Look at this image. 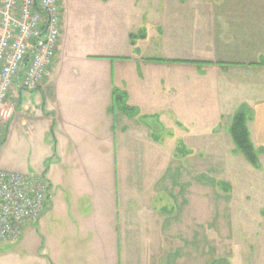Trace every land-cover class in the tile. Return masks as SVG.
Segmentation results:
<instances>
[{
    "label": "rangeland",
    "instance_id": "374dc122",
    "mask_svg": "<svg viewBox=\"0 0 264 264\" xmlns=\"http://www.w3.org/2000/svg\"><path fill=\"white\" fill-rule=\"evenodd\" d=\"M100 1L65 0L63 5L68 48L63 66L68 73L82 68L80 81L103 78L99 63L77 60L81 53H121L128 40L143 59L204 60L211 51L231 66L264 63V0H220L232 5L215 10V21L222 18L226 33L221 40L216 33L214 49L205 41L208 9L174 6L165 12L162 0H111L108 5ZM162 12L173 30L168 40L160 38L155 27H147L161 20ZM146 28L149 38L144 41ZM114 60L119 62L114 87L125 91L119 85L128 71L123 63L127 60ZM241 72H229L220 89L211 77L189 78L197 84L175 90L173 98L167 90L157 92L155 81L145 93L152 104H143L156 109L152 117L137 106V93L126 100L134 113L120 111V105L109 100L105 114H111L117 132L116 181L110 189L80 184L84 174L70 166L63 174L64 166L10 143L2 160L8 167L0 170L42 178L48 185L46 213L52 206L67 209L54 220L48 214L43 226L38 221L28 224L20 243L0 242V264H168L167 258L170 264H264V165L260 170L251 167L228 133L238 108L264 96V71ZM164 78L171 80L170 75ZM141 123L149 128V137L140 133ZM212 133L217 134L208 135ZM152 141H158V147ZM104 188L114 201L116 218L97 239L90 229L79 232L73 207L100 219ZM159 210L170 215L164 230L157 224ZM163 234L174 240H163Z\"/></svg>",
    "mask_w": 264,
    "mask_h": 264
},
{
    "label": "crops",
    "instance_id": "0c3cea01",
    "mask_svg": "<svg viewBox=\"0 0 264 264\" xmlns=\"http://www.w3.org/2000/svg\"><path fill=\"white\" fill-rule=\"evenodd\" d=\"M110 1L111 0H102L99 3L108 5ZM229 5L232 4H227L220 0H162L160 3L162 10L165 12L174 6H187L192 9L210 10L208 17L210 20L207 26H205V37L207 35L205 41L208 40L210 42L209 47L212 49L215 48V41L218 40L216 33H220L221 40L223 33L226 31V25L222 24V18L219 17L215 21V10L227 9ZM251 5L260 6L258 3H251ZM64 12L65 9H63L62 13L61 38L56 57L45 77L46 90L42 93L40 91L37 92L38 90L17 88L12 95V116L2 124L1 129V134L3 131L5 132L7 130L4 135L5 144L0 151V166L2 167H8L2 162L3 154L10 143L12 144V142H15L21 147L19 149L26 148L32 156L33 154L36 157L43 156L45 159L53 160L54 163L56 162L55 164H57V166H64L62 171L63 174L65 167L69 166L70 169L73 168V170L77 171L76 174H84V178L78 180L80 184L88 186L103 184L110 189V185L112 187V184L116 181L115 137L117 132L114 124L115 120H112L111 114H105L104 108L107 102L112 100V92L115 89V81L113 79L115 72L114 67H117L115 65L119 63L114 60L115 58L125 57L127 60L123 63L128 71L125 77L121 79L122 84L119 86H121L122 90H125L128 98H130L131 95L133 97L135 93L139 94L140 98L138 99H140V101H137V106L150 117L156 114V109H150V107H146L143 104H152L153 101L145 98V93L147 87L151 84L153 85L155 81L157 92L160 91L161 93L160 89L164 91L167 90V95H169L170 92L173 98L175 90H180L185 87V85H196L197 82L195 81L197 77H200V79L211 77V80H214L215 88L220 89L221 85L223 87L225 77L229 72L232 74L242 73V69L260 72L264 71V63H258L257 61L231 66L233 63L217 59L216 53H211V51L210 53H205L207 58L204 60H179L177 62L149 61L151 59H143L140 53L133 52L135 46L133 47L132 43L128 40V46H124L121 53H111L99 49L94 53L85 52L79 55L77 60L80 62L84 63L88 61L99 63L97 66H99L103 77L102 81L86 83L78 79L83 72L82 68H77V70L68 73L63 66L64 60L68 55L63 19ZM165 12H162L161 20L156 18V20L151 21L152 24H147V27H155V30L157 29V32H159L158 36L163 39H165L168 34L173 33L171 26L164 20ZM219 21L221 23H219ZM217 29H220V32L219 30L217 32ZM147 31H149L148 28H146L143 35H141L144 41H147L149 38ZM213 34L214 37H212ZM127 38H129V36ZM166 39L168 40V38ZM247 64H251L250 67H247ZM169 75L171 76V80H164V76L169 77ZM179 75L182 78L180 80L178 79ZM189 78L195 81H190ZM256 100L257 101H247V103L250 104L249 109L251 112L249 120L247 121V129L250 140L257 150L259 164L262 169L264 165V96ZM154 104L157 105V103ZM95 107L98 109L96 112H93ZM139 131L145 135V138L147 136L149 137L150 130L144 124L140 125ZM217 133L208 135L215 136ZM122 135L125 134L122 133ZM198 136L201 137L202 134ZM110 139L112 142L114 140V143H111L112 146L110 144ZM157 142L158 141H152L151 143L153 146L158 147L159 144ZM20 168L21 167H18L17 169L20 170ZM0 171L7 170L1 169ZM107 192L109 191L104 188L102 201L103 213L100 219H98V214L96 213L95 215H88L84 212H79L74 205L73 211L77 214L76 225L79 232H85L90 229L92 230L91 233H94V237L98 239V234L103 228L105 230H110V226L113 227L116 218V209L113 199L110 200V198L106 196ZM82 194L83 192H81L80 196H82ZM91 195L90 193L89 196L92 198ZM112 196L115 197L114 194ZM48 202L49 195L47 204L37 225L42 223L43 226L44 219H46L50 213L52 214V220L62 217V213L67 209L66 207L56 209L52 206L51 211L46 213ZM87 206L92 210V202L87 201ZM111 210L112 215L109 216ZM168 217H170V215H166L162 210L158 211L157 224L160 228L163 227L162 230L165 229V224L167 226V221L170 219ZM175 217H177V215H175L173 219H175ZM26 229H24L23 234ZM23 234L17 242L20 243L23 241ZM162 239L174 240L172 237L165 236L164 234ZM50 260L52 261V259ZM165 260L166 263H171L169 258ZM161 262H159V264H161Z\"/></svg>",
    "mask_w": 264,
    "mask_h": 264
},
{
    "label": "built area",
    "instance_id": "2783aa9c",
    "mask_svg": "<svg viewBox=\"0 0 264 264\" xmlns=\"http://www.w3.org/2000/svg\"><path fill=\"white\" fill-rule=\"evenodd\" d=\"M65 0H0V137L17 88L46 90L61 38ZM48 185L34 175L0 171V242H17L41 217Z\"/></svg>",
    "mask_w": 264,
    "mask_h": 264
},
{
    "label": "trees",
    "instance_id": "16d2710c",
    "mask_svg": "<svg viewBox=\"0 0 264 264\" xmlns=\"http://www.w3.org/2000/svg\"><path fill=\"white\" fill-rule=\"evenodd\" d=\"M133 37V35H130V38ZM151 61H157V62H177L179 60H164V59H151ZM128 96L125 91H120L117 89H114L112 92V100L114 104L118 103L120 105L119 110L125 111V112H131L134 113V109L129 108L127 106L126 100ZM250 109L249 107L242 105L238 108L237 112L234 114L232 121L229 126V135L232 139V142L235 146L236 152L240 153L244 159L247 161L248 164H250L251 167L254 169L260 170L261 166L259 164L258 160V154L257 150L253 146L249 132L247 129V121L250 117ZM5 132L1 134L0 137V144H3L5 142ZM227 263V262H226ZM221 261L215 262L213 264H226Z\"/></svg>",
    "mask_w": 264,
    "mask_h": 264
}]
</instances>
